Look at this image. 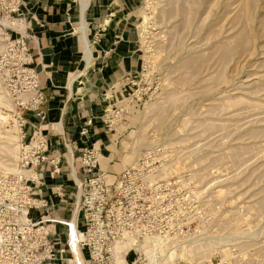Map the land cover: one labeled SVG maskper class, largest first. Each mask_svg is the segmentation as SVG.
I'll use <instances>...</instances> for the list:
<instances>
[{
  "label": "built area",
  "instance_id": "obj_1",
  "mask_svg": "<svg viewBox=\"0 0 264 264\" xmlns=\"http://www.w3.org/2000/svg\"><path fill=\"white\" fill-rule=\"evenodd\" d=\"M26 6L27 0H0V85L10 106L3 109L4 126L17 137L12 169L0 170V264H78L77 256L81 264H146V255L136 248L140 242L155 237L169 245L183 243L200 237L204 226L215 228L221 216H233V207L224 208L222 195L213 192L221 181L203 185L193 172L171 174L174 152L169 147H148L131 166L109 175L99 170L97 150L86 146L74 156L62 136L71 161L72 209L68 219L52 215L48 199L34 195L33 187L40 184L41 168L51 176L60 174L64 154L49 149L46 131L39 126L26 130L28 114L41 115L45 103L28 36L19 31L25 24ZM145 70L141 63L138 74L128 81V93L122 98L126 103L108 105L103 111L100 121L105 131L114 130L130 104L141 105L144 96L138 94V80ZM91 125V120L83 124L81 137L88 136ZM58 190L56 195H62ZM57 226L62 227L63 237ZM242 252L243 258L233 241L223 242L209 258L187 264L264 260L248 245Z\"/></svg>",
  "mask_w": 264,
  "mask_h": 264
},
{
  "label": "rangeland",
  "instance_id": "obj_2",
  "mask_svg": "<svg viewBox=\"0 0 264 264\" xmlns=\"http://www.w3.org/2000/svg\"><path fill=\"white\" fill-rule=\"evenodd\" d=\"M141 2L138 39L146 70L138 94L144 99L130 104L108 132L120 171L148 147H169L172 175L193 172L203 185L221 181L213 192L222 195L224 208L233 207V218L221 216L215 229L233 224L236 249L248 245L264 257V0ZM181 8L186 18L177 15ZM143 16L149 18L145 25ZM153 105L163 108L148 114ZM7 130L0 126L1 133ZM4 161L14 158L0 153Z\"/></svg>",
  "mask_w": 264,
  "mask_h": 264
},
{
  "label": "crops",
  "instance_id": "obj_3",
  "mask_svg": "<svg viewBox=\"0 0 264 264\" xmlns=\"http://www.w3.org/2000/svg\"><path fill=\"white\" fill-rule=\"evenodd\" d=\"M141 6V0H27L19 31L28 36L45 103L41 115L28 114L26 130L39 126L46 131L49 149L64 154L60 174L51 176L41 168L33 192L48 199L55 218L70 217L69 195L74 193L71 161L61 136L74 156L86 146L97 150L101 172L113 175L121 170L113 138L100 117L108 105L123 102L128 81L141 69ZM88 120L92 125L83 138L79 130ZM57 189L62 195H56ZM55 230L63 237L62 227Z\"/></svg>",
  "mask_w": 264,
  "mask_h": 264
},
{
  "label": "bare ground",
  "instance_id": "obj_4",
  "mask_svg": "<svg viewBox=\"0 0 264 264\" xmlns=\"http://www.w3.org/2000/svg\"><path fill=\"white\" fill-rule=\"evenodd\" d=\"M242 6L243 7H241V12L243 10V12L245 14L247 11V8H248V4L245 3L244 5L242 4ZM176 13H177V15L181 14L182 16H184L186 12H184V9L181 8V9H178ZM143 18L144 19H143L142 23L145 25L144 22L147 21L149 18L146 16H143ZM185 23H186V26L188 27L187 22H185ZM185 23H184V25H185ZM3 24L5 26H7L8 22L3 21ZM243 43H244V41H243ZM226 47L227 46H225V49L223 47V49L226 50V52H227L229 49L227 50L228 47L227 48ZM226 55L227 54H224V56H226ZM194 61L196 62V60H193L192 62H194ZM156 106H154V105H153V107L149 106V110L147 113L148 114L150 113V109H152L151 110V112H152L153 110L154 111L156 109L158 110V108H159V110H160V108H163V107H159V105L157 107ZM9 108H10L9 101L5 95L3 88L0 85V126L1 125L4 126L5 121H6V116L3 113V109H9ZM156 114H158V113H156ZM136 137H137V139H134V141H133L134 144H136L137 141L140 140L139 136H136ZM16 141H17L16 134L12 130H7L5 132V134L0 132V153L5 157L10 156L12 158H15ZM122 157H123V160L125 163H127V159L130 161V159H129L130 156L128 157V153ZM99 158H100V155L98 156V161H99ZM133 158H134V156H133ZM12 165H13L12 162L7 163V161H4V162L0 163V170L9 171L12 169ZM262 202H264V200ZM224 216H226L225 220H229V219L233 218V216H230L228 214H225ZM219 222L222 223V220L220 219ZM217 225H219V224H217ZM223 225L226 226L224 223L221 224L220 226L222 227ZM229 227L231 228L230 231L228 229L225 231V228H229ZM234 231L237 232L238 228L235 229ZM234 234H237V233L233 232V224H230L228 222L227 227H224L223 229L219 228L216 230L214 228V226H212V228L209 229L207 226H205V232H204V227H203L202 235L200 237L192 238L191 240L185 241L183 243H177V244L173 243V244L169 245V244L163 243L159 238L151 237L149 239L144 240L143 242H140L139 245H136V248L141 249L142 252L146 255V258L148 259V262L146 264H172L171 263V256H173L174 259L175 258L177 259V264L179 261H183L181 259H189L190 261L188 263H192L198 259L209 258L214 253V251H216L217 247H219L220 245L223 244V242H225V243L232 242ZM233 247L238 248L235 244H233ZM239 251L241 252V258L246 256V254H243V252L241 250H239ZM76 261L78 264H81L79 256H77Z\"/></svg>",
  "mask_w": 264,
  "mask_h": 264
}]
</instances>
